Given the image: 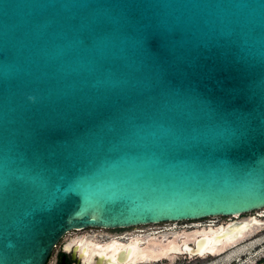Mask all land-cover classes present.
I'll use <instances>...</instances> for the list:
<instances>
[{
  "label": "water",
  "instance_id": "1",
  "mask_svg": "<svg viewBox=\"0 0 264 264\" xmlns=\"http://www.w3.org/2000/svg\"><path fill=\"white\" fill-rule=\"evenodd\" d=\"M263 208L264 0H0V264Z\"/></svg>",
  "mask_w": 264,
  "mask_h": 264
},
{
  "label": "flooded vegetation",
  "instance_id": "2",
  "mask_svg": "<svg viewBox=\"0 0 264 264\" xmlns=\"http://www.w3.org/2000/svg\"><path fill=\"white\" fill-rule=\"evenodd\" d=\"M222 217L228 218L222 220ZM260 220H264V214L252 211L249 216H211L189 220L187 223L171 221L170 225L159 222L114 228H74L56 243L45 264H173L178 260H183L185 264H194V261H202L199 264H213L234 251L238 245L262 238L263 236H258L264 230V223ZM194 230L211 236L206 250L212 253L192 255L183 250V244L194 246L195 240L201 236L187 235ZM235 239L241 240L238 242ZM258 247L255 246V249ZM159 249L162 252L155 257L149 256ZM217 249L224 250L216 253ZM243 258L244 255L240 261ZM263 260L264 256L256 259L253 264ZM238 262L233 259L229 264Z\"/></svg>",
  "mask_w": 264,
  "mask_h": 264
},
{
  "label": "rangeland",
  "instance_id": "3",
  "mask_svg": "<svg viewBox=\"0 0 264 264\" xmlns=\"http://www.w3.org/2000/svg\"><path fill=\"white\" fill-rule=\"evenodd\" d=\"M252 212H249V213H244V214H241V215H245V216H249L251 215ZM226 218L228 217H222L221 219L222 220H225ZM189 220H182V221H178L179 223H183V222H188ZM203 222L205 221V219L202 220ZM161 224H167V225H170V222H160ZM258 236L262 237V238H259L255 241H252V243H250V245L246 244V243H242L241 245L245 244V245H248V248H245V247H242L240 250L237 249V247L241 246V245H238L237 247L233 248L235 249L234 251L237 252V254H235V256H231L228 258V261L225 260V259H221V261L217 262V264H229L230 261H232L233 259L234 260H238L239 262L237 264H253L254 261L256 259H259L261 257L264 256V230H262L260 233H258ZM255 246H259L257 249H255ZM232 249V250H233ZM238 250V251H237ZM231 251V250H230ZM246 254V255H245ZM244 255V258L240 261V258ZM230 259V260H229ZM195 263L194 264H199L201 263L202 261H194ZM215 262V261H214ZM173 264H185V262L183 260H178L177 262L173 263Z\"/></svg>",
  "mask_w": 264,
  "mask_h": 264
},
{
  "label": "bare ground",
  "instance_id": "4",
  "mask_svg": "<svg viewBox=\"0 0 264 264\" xmlns=\"http://www.w3.org/2000/svg\"><path fill=\"white\" fill-rule=\"evenodd\" d=\"M261 214H264V208L263 209H260V210H258ZM233 216H238L237 214H235V215H233ZM261 221V220H260ZM261 222H263L264 223V221H261ZM223 234V233H222ZM204 236H206V237H208L207 238V243H206V246L208 245V243H210L211 242V236L210 235H204ZM245 236V235H244ZM227 239H229V240H232L233 238H231V237H226ZM220 239V238H219ZM218 239V240H219ZM235 240H237V241H239V240H241V239H235ZM232 243V242H231ZM231 243H229V244H231ZM250 243H252V241L251 242H248V245H250ZM248 245H245V246H241V247H239L238 249L240 250L242 247H245V248H248ZM228 246V244L224 247V249H226V247ZM224 249H222V250H224ZM243 249V248H242ZM208 250V249H207ZM221 249L219 250V249H217L215 252L217 253V252H220V251H222ZM205 251H206V249H205ZM238 251V250H237ZM205 253V252H204ZM203 253V254H204ZM235 254H237V252H235V251H232V252H230L229 254H227L223 259H225V260H227L228 261V258L229 257H231V256H235ZM230 260V259H229ZM221 261V260H220ZM213 264H217V262H215V263H213Z\"/></svg>",
  "mask_w": 264,
  "mask_h": 264
},
{
  "label": "built area",
  "instance_id": "5",
  "mask_svg": "<svg viewBox=\"0 0 264 264\" xmlns=\"http://www.w3.org/2000/svg\"><path fill=\"white\" fill-rule=\"evenodd\" d=\"M260 210V209H259ZM256 211H258V210H256ZM257 213V212H256ZM258 213H259V211H258Z\"/></svg>",
  "mask_w": 264,
  "mask_h": 264
}]
</instances>
